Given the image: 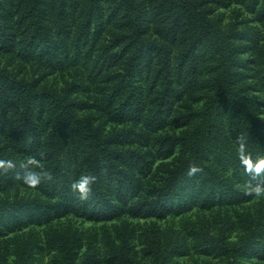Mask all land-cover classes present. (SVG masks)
I'll return each mask as SVG.
<instances>
[{
    "label": "trees",
    "instance_id": "1",
    "mask_svg": "<svg viewBox=\"0 0 264 264\" xmlns=\"http://www.w3.org/2000/svg\"><path fill=\"white\" fill-rule=\"evenodd\" d=\"M29 156L51 178L32 188L0 169V193L34 191L0 199V236L250 202L264 188V0H0V159ZM84 171L98 177L88 199L70 188ZM249 225L202 250L264 260V223ZM77 242L61 236V264L92 260ZM177 249L152 244V264Z\"/></svg>",
    "mask_w": 264,
    "mask_h": 264
},
{
    "label": "rangeland",
    "instance_id": "2",
    "mask_svg": "<svg viewBox=\"0 0 264 264\" xmlns=\"http://www.w3.org/2000/svg\"><path fill=\"white\" fill-rule=\"evenodd\" d=\"M27 70L29 74L33 73L29 68ZM65 79L56 74L43 76L47 83L59 85ZM33 194L32 190L18 188L0 193V199ZM258 220L264 223V191L255 192L250 202L239 206L193 209L165 219L121 217L108 222H87L69 216L48 225L0 236V260L4 264H17L22 257H27L28 264H61L59 240L62 235H69L78 238V261L92 255V260L86 264H127V261L152 264V244L162 246L166 240L178 244V253L174 252L169 257V264H226L214 253H204L201 237L235 242L248 233L249 224H256ZM240 263L264 264V260L249 255Z\"/></svg>",
    "mask_w": 264,
    "mask_h": 264
},
{
    "label": "clouds",
    "instance_id": "3",
    "mask_svg": "<svg viewBox=\"0 0 264 264\" xmlns=\"http://www.w3.org/2000/svg\"><path fill=\"white\" fill-rule=\"evenodd\" d=\"M243 149V145L241 146ZM17 168L23 169V174L21 175L17 172V178L20 179L23 184L36 188L42 183L44 179H50L51 173L46 171L41 161L36 156H29L22 161H17L12 158L0 159V169L4 171L15 170ZM261 169H264V160H261L255 167V172L259 173ZM199 169L193 165L189 170V175L195 173ZM251 170V166H250ZM98 177L91 171H84L76 177L70 188L74 194H77L80 199H88L90 193L92 192L93 185L96 183ZM257 193L264 191V188L256 186L254 189Z\"/></svg>",
    "mask_w": 264,
    "mask_h": 264
}]
</instances>
